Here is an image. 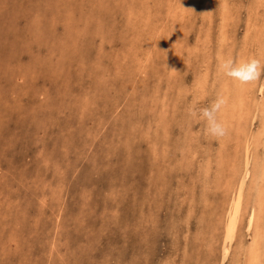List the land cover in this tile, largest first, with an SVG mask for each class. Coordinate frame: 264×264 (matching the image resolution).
Wrapping results in <instances>:
<instances>
[{"label":"rangeland","instance_id":"obj_1","mask_svg":"<svg viewBox=\"0 0 264 264\" xmlns=\"http://www.w3.org/2000/svg\"><path fill=\"white\" fill-rule=\"evenodd\" d=\"M252 57L264 0H0V264H264Z\"/></svg>","mask_w":264,"mask_h":264},{"label":"clouds","instance_id":"obj_2","mask_svg":"<svg viewBox=\"0 0 264 264\" xmlns=\"http://www.w3.org/2000/svg\"><path fill=\"white\" fill-rule=\"evenodd\" d=\"M220 69L228 77L241 84L254 82L264 75V64L255 57L242 62L231 59L225 60L220 65ZM224 104V99L218 97L208 107L192 112L193 116L205 123V132L210 137L221 138L227 134V128L224 123L217 118V114Z\"/></svg>","mask_w":264,"mask_h":264},{"label":"bare ground","instance_id":"obj_3","mask_svg":"<svg viewBox=\"0 0 264 264\" xmlns=\"http://www.w3.org/2000/svg\"><path fill=\"white\" fill-rule=\"evenodd\" d=\"M263 172H264V170H263ZM264 221V220H263ZM259 232V231H258ZM256 246V245H255ZM253 254H254V257L256 258L257 256H255V255H258V250H256V247L255 248H253ZM257 252V253H256ZM238 257V256H237ZM252 258H253V256H252ZM255 261V260H254ZM242 263V262H241Z\"/></svg>","mask_w":264,"mask_h":264}]
</instances>
